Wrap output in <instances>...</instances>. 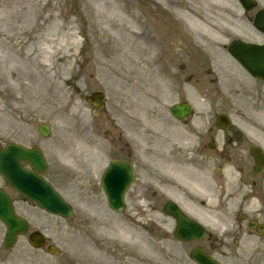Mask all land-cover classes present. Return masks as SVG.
I'll return each instance as SVG.
<instances>
[{
    "label": "rangeland",
    "instance_id": "374dc122",
    "mask_svg": "<svg viewBox=\"0 0 264 264\" xmlns=\"http://www.w3.org/2000/svg\"><path fill=\"white\" fill-rule=\"evenodd\" d=\"M125 1L130 3L129 0ZM132 1L136 5V12L140 19H145L148 12L152 13L153 16L158 15L157 18L164 27L162 30H167L169 33L174 34L170 36L167 45L163 47H161V40L166 34L163 37H157V34H155L156 41L152 44L155 48L150 51L148 47L144 48L140 44L135 52L136 56L134 58L142 63V65L152 69V74L147 77L146 88L148 93L146 95L148 98L146 100L139 99L137 96L135 97L132 92H128L125 85L113 82L105 71H101L98 66L92 65V57L94 56L93 45L95 42L89 35L91 28L108 32L114 31L118 36L116 39L122 37L120 31L113 29L116 25L118 26L127 22V19L117 11H114L111 6L115 5L118 0H22L21 4L17 5V12L12 18L6 16V12L1 10L0 42L4 40L3 36H16L23 32L25 21L36 16L38 19L48 16L52 19L68 23V27L73 32L77 44L74 49L76 59L73 60L74 63L72 61L71 64H67L65 70L60 75L59 68H55L56 79L70 74L72 76L66 78L62 83L68 92L64 98L58 92L53 94L50 91L48 93L47 100L54 104V108L50 109H48L47 104L41 105L36 99L30 105L24 97L22 86L24 88L23 83L27 80L26 74L28 71L36 72V65L39 62L37 58L35 61L29 58L35 56L34 48L29 52L25 51L22 58L16 60L12 49L0 48V73L2 74L0 78V137L11 133L12 137L17 138L18 136H14L13 134L17 135V133H21L22 135L24 134V137L20 138V140L27 142V134L33 132L37 124L46 123L50 125L52 129L51 138L40 140L39 142L48 162L46 176L63 198L72 205L73 213L71 225H68L69 223L66 221L46 215V218L42 219V224L45 228L54 232V237L57 239L60 251L74 258L77 264H192L184 256V252L188 246H181L173 242L170 232L168 234L167 230L154 229L146 224L150 216L144 208L140 197L137 198L138 203H136L139 210H131L123 215L115 214L112 211L109 212V209L106 213H103L97 203L92 204L95 196H101L98 187V172L99 168L102 167L103 158L102 160L97 158L93 161L96 163V170L90 169V179L87 180L88 182H82L88 176L86 149L79 148L74 139L78 138L77 131L80 129V120L84 127L82 129L83 138L86 137L88 141L87 145L89 143L90 147H94L95 145L102 146L104 142L106 143V139L103 138V131L115 125L112 122L102 121L98 117L93 118L90 109H88L86 102L83 100V96L91 91H103L106 97L107 112L105 116L114 121V116H117L116 114L122 115L127 110L130 112V116L132 115L131 119L136 121L137 129L135 135L138 134L139 151L137 158V166L139 168L137 187L138 190H141L148 178L151 162L160 159V164H163V160L165 159L169 164L170 159L180 160V156L176 153L168 156L162 152L157 140L151 137L153 129L150 125L152 123L148 124L146 122L147 116H150L149 114H156L157 105L167 107L170 102L180 97L177 85L171 86V83L167 79L168 77L166 76V78L162 73L157 72L160 74L158 75L155 71L156 66L153 65V58L162 57L166 46L170 45L167 55L168 59L171 58L173 60L176 54L180 53L182 59L180 58L177 63L186 66L185 72L180 75L181 84L183 76L192 75L190 82L183 86L184 89H190V91H192L193 86L197 87L199 95L193 91L197 97L190 96L191 99H198L199 104L196 107L198 111L208 108L219 112L253 109H259L264 112V87L260 89V86L255 87L257 84L246 81L242 86L244 92H239L233 99H230L229 88L232 82L230 81V73L228 71L230 70L228 64L230 63V58L225 54L224 46L230 42L231 0H222L226 8L221 13L223 28L216 29L212 27V30L214 29V32L217 33L215 38L201 33H198L199 35L196 38L194 32L180 18L179 20H175V15L169 12L170 10H163L160 6L154 3L151 4L149 0ZM168 1L172 3L174 0ZM185 1L187 2V0ZM217 1L220 2V0ZM190 2L197 6L211 4V0H190ZM35 6H42L40 13L31 10ZM23 8L25 11L21 12ZM169 16L174 20H171ZM176 23L179 24L176 30L180 32L178 43L175 41ZM65 32V30L58 32L54 38H59ZM113 46L115 47L116 45L113 44ZM38 47H42V45H38L35 49L37 50ZM197 52L204 57L205 60L201 58L204 62L199 61L200 59H195V55L193 58L192 54H196ZM223 53L227 56L228 60H225V57L221 56ZM189 54H191L190 60ZM192 59H194V64L191 61ZM104 60L103 58L102 61ZM6 62L8 64L16 62L21 67L22 76H24L21 84L17 85L15 93L10 92L6 85L4 77V70H7ZM105 63L109 64L106 60ZM162 64L167 69L165 61L162 60ZM159 65L162 66L161 64ZM70 68H73V71ZM160 68L158 67L157 70ZM208 69L211 72L210 75L205 73ZM167 72L168 69L166 70ZM173 72L176 74L175 68ZM75 74H77V79L74 83V79L71 78ZM210 78L217 81L213 87L209 85ZM30 82L31 91L34 94H38L37 79L33 78ZM65 82H68V85H65ZM75 84H77V87ZM168 91H173L172 95L168 94ZM68 95L70 99L65 101ZM186 96H189V93ZM24 102H26V108ZM77 105H79V109L81 110L80 114H75L74 112ZM43 114H46V116L43 117ZM64 128H67L71 132L68 134L62 133ZM59 141H63L69 147L67 157L72 159L74 155L77 158L76 164L66 163V153L62 150ZM147 147H149L148 150H146ZM76 171H79L81 176L74 174ZM74 182L80 185L75 188L73 186ZM135 190L137 189H133L128 197L132 196ZM102 199L105 202L103 197ZM131 200H133V197ZM95 211H98L105 219L109 220L111 225L129 226L135 224L133 226H136L135 228L141 230L143 233L142 242L138 245H128L105 236L101 237L95 224L93 228L96 234H93L89 228L90 221L86 213L90 216H96L97 213Z\"/></svg>",
    "mask_w": 264,
    "mask_h": 264
},
{
    "label": "bare ground",
    "instance_id": "6f19581e",
    "mask_svg": "<svg viewBox=\"0 0 264 264\" xmlns=\"http://www.w3.org/2000/svg\"><path fill=\"white\" fill-rule=\"evenodd\" d=\"M21 1L22 0H0V12L3 10L6 12V16L12 18L17 12V5H20ZM150 1L160 6L163 10H170L169 12L172 14L174 13L191 31L194 32L196 38L199 35L198 33L211 35L215 38L217 33L214 32V29L212 30V27L216 29L223 28V17L221 16V13L225 11L226 8L222 0H220V2L217 0H211V4H204L203 6H197L190 2V0H187V2L185 0H174L172 3L168 0ZM111 6L114 11H117L121 16H124L125 19H127V22L118 26L116 25L115 28L113 27L115 31H120V34L122 35L120 39H116L118 36L114 31L108 32L100 29L95 30L93 28L89 30L90 38H93L95 42L93 45L94 56L92 57V65L95 67L98 66L101 71H105L113 82H118L120 85L123 84L127 86L128 91L134 93L139 99H144L148 93L146 88L147 77L152 74V70L147 66H141L140 63L134 59L138 46L144 44V41L139 38L143 23L139 20V17H136L135 8L133 9L131 3L125 0H118L115 5L113 4ZM41 7L42 6H35L31 8V10L40 13ZM52 9L54 8L52 7ZM210 10L215 11L211 12ZM24 11L23 8L21 12ZM39 19L36 16L35 18L25 21L23 32L16 36H3L4 40L0 42V48L12 49L14 51L13 55L15 60L22 58L25 51L29 52L34 48L35 56L29 58L32 61H35L37 58L39 59V62H37L36 65V72L28 71L26 74L27 80L23 83L25 99L30 105L33 104L32 102L35 99L42 104L47 103L48 109H50L54 107V104L47 100V95L50 91H52L53 94L56 92L62 94V98L68 94L62 83L66 78L72 76V74L56 79L55 68H59L60 75L65 70L67 64L72 63V57H75L74 49L77 43L73 32H71V29L68 27V23L62 22L58 19H52L48 16ZM64 20H66V18H64ZM63 30L66 32L62 33L59 38L55 39L54 37L56 34L58 32H63ZM40 44L42 47H38L36 50L35 47ZM113 44L116 46L114 47ZM112 49L114 53L112 52ZM103 58L109 64H106L105 60L102 61ZM70 69L73 71V68ZM156 72L160 73L161 71L156 70ZM4 73L8 90L10 92L16 91L18 83L24 79L21 67L17 65L16 62L13 64L7 63V70H4ZM75 76H77V74H75ZM1 77L2 74L0 73V78ZM33 78L38 81V94H34L31 91L30 80ZM19 79L21 80L19 81ZM65 85H68V82H65ZM68 99H70L69 95L65 101ZM74 112L75 114L81 113L79 105L76 106ZM260 114L264 116V112ZM43 116H46V114H43ZM83 128V123H81L80 120V129L77 131L78 138L74 139V142H76V145L79 146V148L87 149V139L86 137L83 138L82 135ZM69 132L71 131L67 128H64L62 131V133L66 134ZM59 144L62 150L66 153V163L76 164L77 158L74 155L72 159L67 157L69 147L63 141H59ZM79 185L80 184L77 182L73 183L75 188ZM94 199L95 200L92 204L98 202L96 198ZM101 211L104 213L102 208ZM95 212L97 213L96 216H90L86 213V216H88L90 221L89 228L93 234H96V231L93 228V225L95 224L101 237L105 236L128 245H138L142 242L143 233L141 230H137L135 227L128 225H111L109 220L105 219L98 213V211Z\"/></svg>",
    "mask_w": 264,
    "mask_h": 264
},
{
    "label": "flooded vegetation",
    "instance_id": "af4514ba",
    "mask_svg": "<svg viewBox=\"0 0 264 264\" xmlns=\"http://www.w3.org/2000/svg\"><path fill=\"white\" fill-rule=\"evenodd\" d=\"M260 2L264 4L263 0ZM260 9L246 13L249 22L254 20ZM242 132L231 127L228 131L219 133L218 139L223 140L220 143L222 144L221 149L215 151L216 156L214 158H198L197 160L201 162V168H198L199 172L197 170L196 176L189 178L190 180L195 179L198 186L206 189L207 195L214 199L216 213L219 210H228L230 196L242 193L247 189L249 193L255 194L259 188L257 178H251L254 160L248 150L252 145L248 144L249 139ZM244 134L250 136L249 132ZM201 145L202 143H199V146ZM209 160L215 163L214 168H212L213 173H210L211 168L207 167ZM259 212L264 214L263 206ZM3 235L4 228L0 224V264H61L56 259L57 255L44 253V249L36 250L29 247L24 238L19 239L13 249L5 250Z\"/></svg>",
    "mask_w": 264,
    "mask_h": 264
},
{
    "label": "water",
    "instance_id": "95a60500",
    "mask_svg": "<svg viewBox=\"0 0 264 264\" xmlns=\"http://www.w3.org/2000/svg\"><path fill=\"white\" fill-rule=\"evenodd\" d=\"M239 49L240 52H238L235 56L243 62L242 64L249 72H251V74H253L254 76H261L263 69L260 68L259 65L253 64L250 67H247L244 64V61L252 63L253 60L248 59L249 52L252 51L253 53H256L257 51L263 52V50H257L248 47H239ZM260 55L261 57L259 58V60H257V62H263V53H260ZM16 153H18V151L13 150V154L16 155ZM24 156H26L27 159L31 162H35L37 158V156H34L31 153L24 154ZM1 162L2 160L0 158V174L5 178L9 186H11L21 194H26L27 197L36 201L42 208L46 209L49 212L63 213L64 215L68 213V209L63 205V203L58 199V197L54 194L50 187H48V185H46L45 183L43 184V182L39 179L34 180V177L32 175L21 173L20 170L13 171L14 174L9 173L8 169L11 168L13 162L11 161L5 164L6 169H3ZM36 163L42 164L40 160ZM125 170L126 172L128 171L127 168ZM42 171H44V165H42L41 167V172ZM12 177H14V179H12ZM120 180V173H111L108 179V182L111 184L109 186L107 184L104 186V190L107 194L108 204L115 210H120L122 208L121 196L125 186L122 188L116 186ZM15 181H17V183ZM27 187H29V189ZM5 205H7L6 201ZM3 214L9 215L8 211H4ZM9 221L11 222L10 224H13L14 220L13 218H11L9 219Z\"/></svg>",
    "mask_w": 264,
    "mask_h": 264
}]
</instances>
